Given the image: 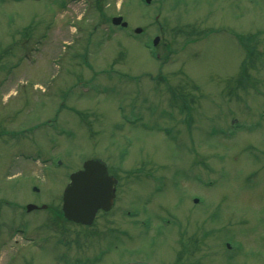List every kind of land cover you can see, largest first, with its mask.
<instances>
[{
  "label": "rangeland",
  "instance_id": "obj_1",
  "mask_svg": "<svg viewBox=\"0 0 264 264\" xmlns=\"http://www.w3.org/2000/svg\"><path fill=\"white\" fill-rule=\"evenodd\" d=\"M59 1L0 0V264H264V0ZM92 157L114 207L59 244L26 205Z\"/></svg>",
  "mask_w": 264,
  "mask_h": 264
},
{
  "label": "water",
  "instance_id": "obj_2",
  "mask_svg": "<svg viewBox=\"0 0 264 264\" xmlns=\"http://www.w3.org/2000/svg\"><path fill=\"white\" fill-rule=\"evenodd\" d=\"M151 1V0H148ZM122 16L113 17L114 23L127 24ZM141 27L135 29L141 31ZM157 36L154 40L156 44ZM117 179L109 173L107 164L99 158L87 159L83 167L71 174V182L65 189L63 211L67 218L85 224L92 223L100 208H111ZM37 205L29 203L28 209ZM128 264H152L148 261H132Z\"/></svg>",
  "mask_w": 264,
  "mask_h": 264
},
{
  "label": "flooded vegetation",
  "instance_id": "obj_3",
  "mask_svg": "<svg viewBox=\"0 0 264 264\" xmlns=\"http://www.w3.org/2000/svg\"><path fill=\"white\" fill-rule=\"evenodd\" d=\"M84 15L85 14H82L79 18L81 20H83V21L84 20L87 21V19L84 18ZM87 67L91 68L92 64L90 62H88L87 63ZM61 207L62 206H51V205L47 204L46 207H43V208H46L48 210L52 209V212H50L49 215H48V220H50V225H52V227L55 226V227H58V229H61L62 231L60 233L65 238V236H67V234L70 233L69 232V227H68V225L70 224V221L67 220L65 218V216L63 215L62 211L60 210ZM37 208H40V207H37ZM109 211L100 210L98 214H105L106 212H109ZM63 242L66 244V240L65 239L63 240ZM138 259H141V258H138ZM130 260H132V259H129L127 261H130Z\"/></svg>",
  "mask_w": 264,
  "mask_h": 264
}]
</instances>
